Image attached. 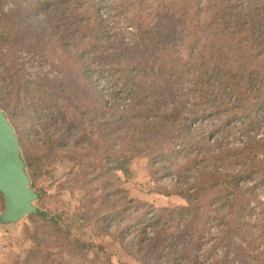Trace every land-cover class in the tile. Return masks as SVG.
<instances>
[{"label":"trees","instance_id":"16d2710c","mask_svg":"<svg viewBox=\"0 0 264 264\" xmlns=\"http://www.w3.org/2000/svg\"><path fill=\"white\" fill-rule=\"evenodd\" d=\"M23 53L49 70L26 74ZM0 106L42 153L33 186L43 158L73 161L92 216H28L21 264L96 248L73 238L86 220L137 264H231L264 233V0H0ZM135 157L184 203L131 197Z\"/></svg>","mask_w":264,"mask_h":264},{"label":"rangeland","instance_id":"374dc122","mask_svg":"<svg viewBox=\"0 0 264 264\" xmlns=\"http://www.w3.org/2000/svg\"><path fill=\"white\" fill-rule=\"evenodd\" d=\"M12 6L13 4L9 2L5 5V8H10ZM21 56V62L26 64L24 66L26 74L33 76L41 72L45 73L49 70L48 66H39L28 54L23 53ZM17 132L19 133V131ZM26 134L27 135H24L26 148L21 142L24 156H34L36 159L41 157L42 153L33 149L31 145H35L32 135L27 132ZM38 164L41 166V169L38 170L37 181L34 187L39 193L44 192L42 197L40 194V199L37 202L38 207L41 210L65 213L68 215L67 221L69 223L73 221L75 216H77L78 222H83L85 218L82 221L80 219L81 217H78L82 213L86 218H89L91 214L82 210V192L76 180L79 168H76V171L72 173L73 169L76 167L75 163L69 161L67 158L59 160L54 156H50L48 158H43ZM130 168L128 177H125L121 172L118 174L123 179V186L129 191L131 197L147 201L159 209H168L184 203V200L178 196H164L155 193L157 185L151 180L150 171L145 158L135 157ZM169 183L170 182L167 180L162 181L160 184L167 185ZM256 193L257 198L264 203V185L257 188ZM263 207L264 205L261 204V209L264 210ZM3 208L4 202L3 206L0 207V212ZM261 224H264V217ZM33 229L34 224L29 217L25 218L15 227H10L6 230L0 229V264L22 263V260L30 254L33 247L29 237V232H32ZM75 233L73 238L92 243L96 245V248L83 251L74 250L72 246H68L61 250L57 244L49 245L46 247V250L53 253L52 258L55 259L54 264L60 262L62 264H137L127 255L118 241H115L105 234H101L94 226V222L92 224L91 221L87 222L86 220L83 225L77 223L75 226ZM257 235L258 236H251L250 238L252 241L255 239L256 242L250 243L249 252L240 258L237 256L236 258L234 257L231 264H248L249 260L253 257H257L260 252H264V233L262 235ZM98 247H104L106 251L103 252L99 250ZM218 252L222 255L224 250L220 249ZM237 253L239 256L241 251L238 250ZM260 264H264V253L263 257H261Z\"/></svg>","mask_w":264,"mask_h":264},{"label":"water","instance_id":"95a60500","mask_svg":"<svg viewBox=\"0 0 264 264\" xmlns=\"http://www.w3.org/2000/svg\"><path fill=\"white\" fill-rule=\"evenodd\" d=\"M0 194L4 208L0 229L20 224L30 215L39 214V191L33 186L23 147L16 127L0 106Z\"/></svg>","mask_w":264,"mask_h":264}]
</instances>
